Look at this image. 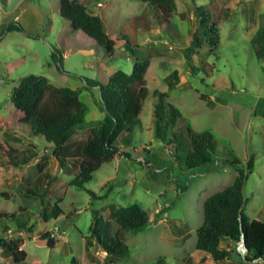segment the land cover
I'll return each mask as SVG.
<instances>
[{"label": "rangeland", "instance_id": "374dc122", "mask_svg": "<svg viewBox=\"0 0 264 264\" xmlns=\"http://www.w3.org/2000/svg\"><path fill=\"white\" fill-rule=\"evenodd\" d=\"M59 1H26L13 16L25 31L7 32L0 41V126L13 119L16 123L20 110L11 102L10 92L28 74L79 88L84 87L80 75L106 83L117 70L133 71L131 50L123 48L108 57L99 45L72 34ZM82 1L102 17L109 34L124 36L137 57L150 61L145 75L150 92L140 124L128 135L133 144L126 150L133 159L117 155L93 174L86 187L108 195L94 200L86 189L71 185L74 172L59 168L42 135L27 136L40 151L35 163L11 168L0 155V192L8 196L0 195V214L15 215L0 218V239L21 244L27 253L24 264H73L74 258L77 264H240L235 242H221L220 247L232 249L224 260L197 249V229L204 220L206 198L232 184L248 159L254 168L247 169L245 212L251 219L264 220V58L255 55L251 43L264 27V0H176L177 10L168 20L155 15V7L142 0ZM200 7L211 14V23H217L220 38L214 51L200 27ZM2 15L0 32L11 21ZM54 48L63 69L52 58ZM20 58L25 59L23 64L7 69ZM175 70L178 80L169 77ZM219 76L226 78L225 88L215 86ZM155 90L169 94L168 101L180 109L177 127L190 125L197 132L213 134L216 150L210 164L185 169L165 153L171 147L154 132ZM81 98L89 109L86 120L102 119L98 88L84 90ZM89 131L90 127L79 128L73 137L86 138ZM4 136H9L7 131ZM12 138L15 146L24 140ZM230 155L240 159L237 169L229 163ZM148 159L151 164H141ZM28 186L47 191V218L39 214L40 202L27 192ZM113 203H139L149 216L143 229L125 232L130 253L114 262L100 247L88 249L84 243L95 210L109 219L108 206ZM55 204L62 209L57 215ZM110 220L115 232L119 225ZM50 238L56 240L54 247L47 244ZM12 263L10 251L0 246V264Z\"/></svg>", "mask_w": 264, "mask_h": 264}, {"label": "trees", "instance_id": "16d2710c", "mask_svg": "<svg viewBox=\"0 0 264 264\" xmlns=\"http://www.w3.org/2000/svg\"><path fill=\"white\" fill-rule=\"evenodd\" d=\"M142 1L153 5L156 9L155 15L165 20L172 18L177 10L176 0ZM59 8L60 14L70 21L72 34L99 45L106 51L108 57L114 56L123 48L131 50L134 56L133 71L128 74L123 70H117L110 75L106 83L80 75V79L84 81L82 89L57 86L45 75L24 76L10 94L11 102L22 115L15 124L0 126V155L2 163L7 167L31 165L40 157V151L36 142L26 137L42 135L49 143L46 148L51 150L59 168L74 172L71 185L86 189L94 200L103 199L108 196L107 193L97 194L88 189L86 183L92 180L97 170L105 163L112 162L117 155L133 159L132 153L126 150L133 144L128 135L140 124L143 104L150 92L145 79L150 61L137 57L133 46L124 36L109 34L102 17L93 14L82 0H60ZM197 14L204 37L212 45L210 49L214 51L220 38L217 23H211V14L202 7L198 8ZM11 31L25 29L19 21H11L0 32V41ZM195 39L198 41L197 35ZM251 43L255 55L264 58V27L257 31ZM56 53H59V50L54 48L52 58L59 61L63 69L62 59L58 58ZM24 62V58L17 59L9 63L7 69ZM169 77L178 80V71L175 70ZM218 80L219 84L215 86L225 88L222 85H225L226 78L219 76ZM91 88L99 90V106L104 116L102 119L87 121L89 109L81 98V92L83 89L90 91ZM153 95L155 137L171 147L165 153L172 157L179 167L185 169L210 164L216 150L213 134L210 131L197 132L190 125H187L186 129L183 126L177 127L182 113L175 104L168 101L169 94L155 90ZM85 127H90L86 138L73 137L77 129ZM5 131L9 136H4ZM12 136H19L24 140L15 146L10 142L16 139ZM26 140L30 142L29 147L25 143ZM228 161L236 169L240 164V159L233 155H230ZM141 164L149 165L151 161L144 160ZM253 168L254 163L248 161L247 169ZM244 177L243 170L232 184L206 198L203 205L204 220L197 229L196 247L208 253L214 260H224L231 256L232 249L222 248L220 244L222 241H232L236 243L235 251L241 257L240 264H264V220L251 219L245 212V205L241 210L244 200L242 193ZM26 190L37 197L41 205L39 214L47 218L45 207L47 191L32 186L26 187ZM0 195L8 197L3 191ZM108 208L109 219L95 210L94 221L90 225V236L86 237L87 241L84 243H88V249L100 247L114 262L130 253L125 242V232L143 229L149 222V216L139 203L129 206H118L113 203ZM59 212H62V209L59 204H55L53 213L57 215ZM2 217L15 218V215L1 213L0 218ZM110 219L119 225L115 232L112 230ZM3 230L7 231L8 227ZM243 237V246L248 249L246 253L238 252V244ZM47 244L54 247L56 240L50 238ZM0 246L12 254V264L26 262L27 253L18 241L0 239ZM73 264H77V258L73 259Z\"/></svg>", "mask_w": 264, "mask_h": 264}, {"label": "crops", "instance_id": "0c3cea01", "mask_svg": "<svg viewBox=\"0 0 264 264\" xmlns=\"http://www.w3.org/2000/svg\"><path fill=\"white\" fill-rule=\"evenodd\" d=\"M26 1H30V0H5V1H3L4 2V5L0 8V24H1V16H3L2 15V13L3 14H6V15H9L10 17H11V21H17L16 19H13V16L16 14V12L18 11V10H20L21 8V6H25L24 5V3L26 2ZM31 2H32V0H31ZM27 7H28V5H27ZM29 8V7H28ZM18 16V14L16 15V17ZM11 21H9V22H11ZM15 87V86H14ZM83 87V86H82ZM82 87H71V88H73V89H80V88H82ZM83 91H84V89L82 90V92H81V95H82V93H83ZM95 91V90H94ZM12 92V91H11ZM11 92H10V94H11ZM21 115H22V112H20V115H19V117H17V119H15L16 121L21 117ZM103 118V117H102ZM13 122H14V119L12 120V121H5L4 123H2L3 125H6V124H8V125H11V124H13ZM162 142V141H161ZM15 145V144H14ZM20 145V144H19ZM161 145V144H160ZM158 147H160L159 145H158ZM160 149V148H159ZM38 159H40V158H38ZM157 168V167H156ZM164 179H166V178H164ZM109 214H110V210H109Z\"/></svg>", "mask_w": 264, "mask_h": 264}, {"label": "water", "instance_id": "95a60500", "mask_svg": "<svg viewBox=\"0 0 264 264\" xmlns=\"http://www.w3.org/2000/svg\"><path fill=\"white\" fill-rule=\"evenodd\" d=\"M248 161H249V159H248ZM248 161L245 164V170H244L245 177H244L243 188H242V193H243V199L244 200H243V205L241 207V210L244 208V205L246 203L245 184H246V181H247ZM243 244H244V237L242 238L241 243L238 244V252H240V253H246L248 251V249L246 247H244Z\"/></svg>", "mask_w": 264, "mask_h": 264}, {"label": "built area", "instance_id": "2783aa9c", "mask_svg": "<svg viewBox=\"0 0 264 264\" xmlns=\"http://www.w3.org/2000/svg\"><path fill=\"white\" fill-rule=\"evenodd\" d=\"M54 230H55V231H58V230H59V228H58V227H55V228H54Z\"/></svg>", "mask_w": 264, "mask_h": 264}]
</instances>
